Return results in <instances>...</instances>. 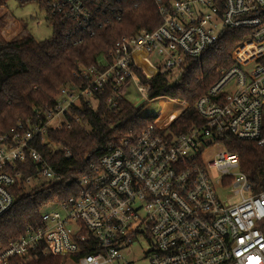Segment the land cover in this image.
<instances>
[{
	"label": "built area",
	"instance_id": "obj_1",
	"mask_svg": "<svg viewBox=\"0 0 264 264\" xmlns=\"http://www.w3.org/2000/svg\"><path fill=\"white\" fill-rule=\"evenodd\" d=\"M113 1L47 0L46 10L88 29L95 11ZM157 9L160 21L152 30L121 35L98 63L73 71L44 114L18 118L0 134V216L10 210L21 183L28 187L56 177L36 145L69 155L48 130L69 128L66 113L79 99L103 96L112 109L128 84L138 94L137 105L165 101L181 108L171 120L154 116L140 131L117 135L115 146L79 178V193L52 201L54 209L43 208L38 225H28L0 248V264L37 249L77 256L68 258L71 264H133L121 251L134 239L146 242L148 264H264V190L251 191L239 155L227 148L232 140L264 148V0H169L159 1ZM228 31L239 32L240 40L231 63L219 68L193 105L201 123L171 131L189 105L150 97L151 83L135 70L178 84ZM28 160L39 165L34 176L24 175Z\"/></svg>",
	"mask_w": 264,
	"mask_h": 264
},
{
	"label": "trees",
	"instance_id": "obj_2",
	"mask_svg": "<svg viewBox=\"0 0 264 264\" xmlns=\"http://www.w3.org/2000/svg\"><path fill=\"white\" fill-rule=\"evenodd\" d=\"M16 1L20 5L36 2L46 13L52 32L39 40L29 32L10 40L0 33V134L8 133L18 118L44 114L45 107L54 105L57 88L73 80V71L98 63V58L107 56L121 35L134 34L138 29L152 30L160 21L158 2L169 0H114L109 9L95 11L88 29L75 28L73 21L51 15L46 10L47 0ZM5 2L0 0V4ZM239 36L237 31L226 32L215 46L192 62L187 77L178 84L170 83L164 75L148 78L141 69L135 70L141 81L151 83L150 97L165 95L189 105L172 122L171 131L179 133L201 123L193 105L217 79L219 68L231 63L230 52ZM103 98L79 99L66 113L70 127L48 130V137L60 142L68 156L63 149L51 151L46 144L36 145L43 165L50 166L56 177L29 188L24 183L14 188V202L0 216V248L21 236L28 225H38L44 205L76 196L80 190L79 178L90 172L92 162L97 163L115 146L117 135L138 132L154 118L140 112L146 107L144 103L137 105L123 96L111 109ZM262 120L264 127V113ZM227 148L239 155V168L246 175L251 191L264 190V148L247 140H232ZM23 166H26L24 175L30 176L39 167L32 160ZM68 258L76 260L77 256L44 254L37 249L23 257L13 256L7 264H71Z\"/></svg>",
	"mask_w": 264,
	"mask_h": 264
},
{
	"label": "rangeland",
	"instance_id": "obj_3",
	"mask_svg": "<svg viewBox=\"0 0 264 264\" xmlns=\"http://www.w3.org/2000/svg\"><path fill=\"white\" fill-rule=\"evenodd\" d=\"M21 29L29 32L36 40L47 38L51 35L52 29L46 20V13L43 9L38 8L36 2H28L20 5L16 0H6L4 4H0V33L5 40L9 38H16L20 35ZM16 34V35H15ZM122 85L120 92L125 96L138 103V94L131 85ZM173 109L178 111L181 108L178 105H173ZM163 107L156 103L150 104L141 108L140 112L144 116H158L162 115ZM45 178H41L43 181ZM40 180V181H41ZM33 182L28 186L31 187ZM235 198L234 200H236ZM56 204L49 202L43 208L54 209ZM147 246L145 241L134 239L130 245H127L121 251L125 261H131L133 264H148L143 250Z\"/></svg>",
	"mask_w": 264,
	"mask_h": 264
},
{
	"label": "bare ground",
	"instance_id": "obj_4",
	"mask_svg": "<svg viewBox=\"0 0 264 264\" xmlns=\"http://www.w3.org/2000/svg\"><path fill=\"white\" fill-rule=\"evenodd\" d=\"M161 107H163L162 115L158 118V122L171 120L173 116L176 115L175 109L171 107V102H160Z\"/></svg>",
	"mask_w": 264,
	"mask_h": 264
},
{
	"label": "crops",
	"instance_id": "obj_5",
	"mask_svg": "<svg viewBox=\"0 0 264 264\" xmlns=\"http://www.w3.org/2000/svg\"><path fill=\"white\" fill-rule=\"evenodd\" d=\"M19 33H20V35L18 37H16V38H9L8 40H10V39H17V38L23 37V35L26 34L27 32L24 29L23 30L21 29V31Z\"/></svg>",
	"mask_w": 264,
	"mask_h": 264
}]
</instances>
